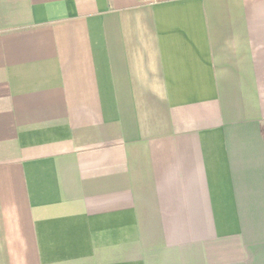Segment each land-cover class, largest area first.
I'll return each mask as SVG.
<instances>
[{
  "label": "crops",
  "instance_id": "crops-1",
  "mask_svg": "<svg viewBox=\"0 0 264 264\" xmlns=\"http://www.w3.org/2000/svg\"><path fill=\"white\" fill-rule=\"evenodd\" d=\"M0 264H264V0H0Z\"/></svg>",
  "mask_w": 264,
  "mask_h": 264
},
{
  "label": "built area",
  "instance_id": "built-area-1",
  "mask_svg": "<svg viewBox=\"0 0 264 264\" xmlns=\"http://www.w3.org/2000/svg\"><path fill=\"white\" fill-rule=\"evenodd\" d=\"M152 1H154V2H155V1H164V0H152Z\"/></svg>",
  "mask_w": 264,
  "mask_h": 264
}]
</instances>
